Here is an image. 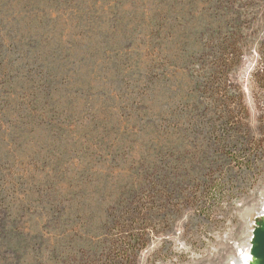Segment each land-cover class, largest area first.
<instances>
[{"label":"rangeland","instance_id":"obj_1","mask_svg":"<svg viewBox=\"0 0 264 264\" xmlns=\"http://www.w3.org/2000/svg\"><path fill=\"white\" fill-rule=\"evenodd\" d=\"M261 221L264 0H0V264H237Z\"/></svg>","mask_w":264,"mask_h":264},{"label":"water","instance_id":"obj_2","mask_svg":"<svg viewBox=\"0 0 264 264\" xmlns=\"http://www.w3.org/2000/svg\"><path fill=\"white\" fill-rule=\"evenodd\" d=\"M249 254L252 264H264V221L252 231Z\"/></svg>","mask_w":264,"mask_h":264},{"label":"bare ground","instance_id":"obj_3","mask_svg":"<svg viewBox=\"0 0 264 264\" xmlns=\"http://www.w3.org/2000/svg\"><path fill=\"white\" fill-rule=\"evenodd\" d=\"M237 264H252L251 257L248 253L241 254V257L237 259Z\"/></svg>","mask_w":264,"mask_h":264},{"label":"trees","instance_id":"obj_4","mask_svg":"<svg viewBox=\"0 0 264 264\" xmlns=\"http://www.w3.org/2000/svg\"><path fill=\"white\" fill-rule=\"evenodd\" d=\"M110 259H112V260H113L114 258H110Z\"/></svg>","mask_w":264,"mask_h":264}]
</instances>
